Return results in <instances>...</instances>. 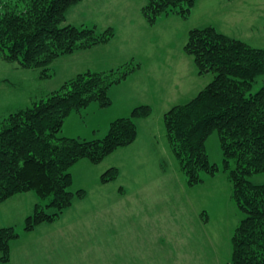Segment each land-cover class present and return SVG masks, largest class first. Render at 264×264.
I'll list each match as a JSON object with an SVG mask.
<instances>
[{
	"label": "rangeland",
	"instance_id": "374dc122",
	"mask_svg": "<svg viewBox=\"0 0 264 264\" xmlns=\"http://www.w3.org/2000/svg\"><path fill=\"white\" fill-rule=\"evenodd\" d=\"M146 2L81 0L70 7L67 24L94 26L97 32L111 28L114 36L107 43L56 59L50 79L0 56V118L31 106L77 74L106 72L127 63L139 65L126 81L111 88L109 106L92 102L65 121L63 134L100 139L110 122L127 115L134 106L152 109L150 117L139 122L131 145L116 150L100 164L82 160L71 167L70 191L84 190L85 200L74 199L58 224L47 223V235L54 241L50 245L65 248L61 258L66 264H230L231 237L243 217L231 199V185L220 172L215 177L203 175L202 184L189 187L170 150L162 117L173 106L194 98L213 77L199 76L192 57L184 52L188 32L212 26L264 49V0H197L188 18L164 15L153 25L142 14ZM263 80L264 76L258 78L253 91ZM205 149L209 161L221 169L216 132L207 138ZM112 167L118 169L117 179L102 184L100 175ZM251 179L262 183L264 174ZM95 211H108L102 215L110 220L101 224L109 232L103 237L107 243H100L105 246L98 259L80 253L91 245V232L77 235V228L68 221L75 213L91 215ZM10 264H16L12 257Z\"/></svg>",
	"mask_w": 264,
	"mask_h": 264
},
{
	"label": "trees",
	"instance_id": "16d2710c",
	"mask_svg": "<svg viewBox=\"0 0 264 264\" xmlns=\"http://www.w3.org/2000/svg\"><path fill=\"white\" fill-rule=\"evenodd\" d=\"M81 0H0V56L23 70L38 71L42 79L53 76L51 64L62 56L107 43L111 28L66 23V13ZM197 0H147L145 21L153 25L164 15L188 18ZM184 52L192 57L199 76L212 80L187 103L163 114L162 123L172 154L189 187L204 182L203 175L224 174L231 199L243 214L231 237L230 264H264V49L227 36L212 26L191 29ZM139 69L132 63L106 72H84L31 106L0 118V204L25 193L37 197L21 228H0V264H10L11 243L23 232L56 221L82 199L84 190L70 191L71 167L81 160L100 164L118 149L131 145L139 122L151 115L148 105L134 106L110 122L100 139H78L63 134L66 119L92 102L111 104L110 90ZM216 132L222 168L209 161L207 138ZM115 167L103 172L102 184L115 181Z\"/></svg>",
	"mask_w": 264,
	"mask_h": 264
},
{
	"label": "crops",
	"instance_id": "0c3cea01",
	"mask_svg": "<svg viewBox=\"0 0 264 264\" xmlns=\"http://www.w3.org/2000/svg\"><path fill=\"white\" fill-rule=\"evenodd\" d=\"M66 135L71 136L74 134ZM82 162H84V160ZM83 200L85 199H82V201ZM36 202L37 197L33 193H25L15 195L4 203L0 204V228L7 226H15L18 228L17 225L19 224V228H21L24 219L32 212ZM72 205L65 211L68 212L72 208ZM65 211L63 212L62 216L59 217V220L65 217ZM98 213L99 211H95V214L91 215L75 213L73 216H71L69 213L70 219L68 220L70 223H72V227L77 228V235L80 233L86 234V232H91V245H87V247L82 248L85 253L82 251H80V253L84 255H91L92 258L95 257L97 259L102 247L105 246L102 244L103 246L100 247V243L103 241V243H107L103 237L106 232H109L108 228L102 226L101 224L104 220L110 222L108 219L109 217L102 215L103 213H108V211L102 212L101 214ZM59 220L55 221L54 223L58 224L57 222ZM86 227H89L90 231L87 230ZM68 228H70V226ZM101 229L102 233H100ZM62 232L63 231H58L57 233L60 234ZM50 238H53V236L47 235V223L37 226L31 232H23L20 234L18 239L11 243L12 260L16 264H66L61 258V254H63L65 248L62 247L60 249L56 244L55 247L51 246L50 244L54 241H52ZM81 240L83 241L82 237Z\"/></svg>",
	"mask_w": 264,
	"mask_h": 264
}]
</instances>
